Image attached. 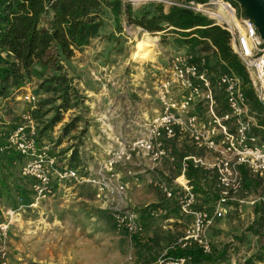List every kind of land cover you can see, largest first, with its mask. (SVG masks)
Wrapping results in <instances>:
<instances>
[{
  "label": "rangeland",
  "instance_id": "rangeland-1",
  "mask_svg": "<svg viewBox=\"0 0 264 264\" xmlns=\"http://www.w3.org/2000/svg\"><path fill=\"white\" fill-rule=\"evenodd\" d=\"M155 3L130 4L135 14ZM97 12L102 26L87 45L75 49L70 61L61 59L54 68L38 66L39 70L28 76L8 98L0 99V125L18 123L24 113L38 107L41 115L34 119L39 127L59 114L61 119L45 129L41 141L50 145L59 163L73 162V167H79L82 172L90 167L94 171L107 149L117 143V137L130 128L128 124L139 109L151 111L160 107L155 86L167 74L169 54L183 47L176 43L178 33L171 29L150 33L131 21L126 13L115 17L105 4ZM30 91L35 94L34 101L22 96ZM63 93L69 96L67 106ZM68 124L72 125L66 128ZM181 143L173 144L178 156L194 147L190 142ZM119 170L122 172L123 168ZM248 175L247 187L241 195L245 200L233 202L228 212L208 230L215 252L227 245L226 257L219 264H264V259L255 255L264 249V236H261L264 210H255V204L264 206V179L249 172ZM146 176L130 184L123 201L145 226L142 233L119 230L113 214L115 202L105 203L96 195L93 184L65 179L53 196L20 210L9 228L12 261L16 264H147L157 250L164 254L167 246L183 234L191 215L182 213ZM12 179L9 177L8 181ZM12 192L7 198L4 189L0 204L12 205L13 200L18 203L19 193L14 188ZM213 200L199 196L200 205L210 206ZM158 205L167 207L168 211L160 212ZM250 226L254 228L251 230Z\"/></svg>",
  "mask_w": 264,
  "mask_h": 264
},
{
  "label": "built area",
  "instance_id": "built-area-1",
  "mask_svg": "<svg viewBox=\"0 0 264 264\" xmlns=\"http://www.w3.org/2000/svg\"><path fill=\"white\" fill-rule=\"evenodd\" d=\"M122 1L132 4L154 1L163 3L166 10L177 5L213 19L214 24L229 32L230 46L248 71L260 108L252 106L244 90V80L229 68L219 48L209 40L198 45L188 44L169 54L167 74L155 86L160 107L151 111L139 109L128 124L130 128L117 137V143L107 149L106 156L92 172L91 167L82 172L67 162L59 163L50 145L39 140L37 123L27 111L23 120L7 133L6 143L22 155L20 172L30 178L32 199L24 203L20 196L16 205L0 204V264H16L10 255L9 228L20 210L53 196L65 179L93 184L96 195L105 203L115 202L116 227L142 233L145 226L123 201L130 184L139 182L146 174L149 182L174 201L182 213L191 215L172 247L197 244L207 253L214 248L208 236L209 228L228 212L233 202L245 200L241 196L245 192L242 168L264 177V41L254 20L244 14L241 3L233 0ZM170 27L173 25L159 31L165 32ZM22 96L28 101L35 100L31 91ZM107 125L110 126L109 122ZM182 141L190 142L201 152L178 156L175 146ZM190 161L215 177L214 191L218 197L210 206L199 204L201 193L187 176ZM157 208L160 212L168 211L164 206ZM188 261L185 255L171 258L160 255L157 264H188Z\"/></svg>",
  "mask_w": 264,
  "mask_h": 264
},
{
  "label": "trees",
  "instance_id": "trees-1",
  "mask_svg": "<svg viewBox=\"0 0 264 264\" xmlns=\"http://www.w3.org/2000/svg\"><path fill=\"white\" fill-rule=\"evenodd\" d=\"M233 1L239 2L238 0ZM103 4L111 8L115 17L126 13L131 21L141 25L150 33L173 25L170 29L178 33L175 41L181 46L208 43L210 40L219 48L220 56L228 63L229 68L234 69L244 80V90L252 106L260 108V102L254 94L248 77V71L238 54L230 46L229 32L219 24H214L213 19L200 12L177 5H171L166 10L163 3H155L150 9L145 8L133 14L132 5L122 0H0V99L8 98L15 88L25 82L28 76L39 70L38 66L47 65L54 68L59 65L61 59L70 61L75 54V49L87 45L102 26V20L98 18L97 11ZM56 77L60 76L57 74ZM58 83L61 84V81ZM67 90L66 86L65 91ZM63 97L64 105L67 106L69 96L63 93ZM40 113V107L31 111L35 118H39ZM59 119L61 116L58 114L43 127L38 125L40 141L45 129ZM16 124L0 125V146H2L0 149V195L5 189L7 198H9L13 195L14 188L24 203H29L32 199L31 181L29 177L23 176L20 172L22 155L13 147H8L6 143L7 133ZM71 125L68 124L66 128ZM71 166L75 164L71 162ZM242 171L246 188L248 170L242 168ZM187 176L191 178L195 190L201 193L204 200H215L218 197V193L214 191L215 177L195 167L192 161L189 163ZM9 177H13L12 182L8 181ZM261 178L264 179V177ZM13 202L12 205L18 204L14 200ZM260 209L264 210L262 203L255 204V210ZM253 228V226L249 227L251 230ZM261 236H264V233ZM226 247L227 245L218 252H215L213 248L212 252L205 253L197 244L187 247L179 245L172 247V244H169L167 251L161 256L171 258L185 255L189 257L188 264H219L226 257ZM159 255V250H157L152 259H148L147 264L157 262ZM255 255L259 259H264V249L258 250Z\"/></svg>",
  "mask_w": 264,
  "mask_h": 264
},
{
  "label": "water",
  "instance_id": "water-1",
  "mask_svg": "<svg viewBox=\"0 0 264 264\" xmlns=\"http://www.w3.org/2000/svg\"><path fill=\"white\" fill-rule=\"evenodd\" d=\"M245 15L251 17L264 41V0H238Z\"/></svg>",
  "mask_w": 264,
  "mask_h": 264
},
{
  "label": "crops",
  "instance_id": "crops-1",
  "mask_svg": "<svg viewBox=\"0 0 264 264\" xmlns=\"http://www.w3.org/2000/svg\"><path fill=\"white\" fill-rule=\"evenodd\" d=\"M259 129V128H258ZM260 130V129H259ZM257 130V131H259ZM186 142V141H185ZM187 143V142H186ZM191 144V143H190ZM192 145V144H191ZM194 146V145H193ZM188 152H201V150L197 149L195 146L193 147V149H188V151L184 152V153H188ZM183 154V153H182ZM105 156V155H104ZM104 158V157H103Z\"/></svg>",
  "mask_w": 264,
  "mask_h": 264
},
{
  "label": "bare ground",
  "instance_id": "bare-ground-1",
  "mask_svg": "<svg viewBox=\"0 0 264 264\" xmlns=\"http://www.w3.org/2000/svg\"><path fill=\"white\" fill-rule=\"evenodd\" d=\"M148 38V35L145 36V40Z\"/></svg>",
  "mask_w": 264,
  "mask_h": 264
}]
</instances>
